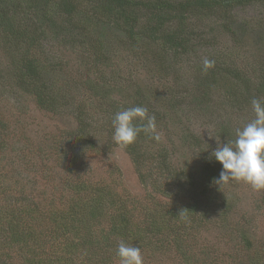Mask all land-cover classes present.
I'll list each match as a JSON object with an SVG mask.
<instances>
[{
    "label": "trees",
    "instance_id": "obj_1",
    "mask_svg": "<svg viewBox=\"0 0 264 264\" xmlns=\"http://www.w3.org/2000/svg\"><path fill=\"white\" fill-rule=\"evenodd\" d=\"M254 4L264 6V0H0V94L12 89L29 95L42 109L66 110L70 119L74 116L75 127L65 133L70 145L83 151L94 148L89 132L94 126L92 116L80 102L74 104L70 99L66 106L60 105L36 64L35 50L40 44L66 36L64 41L73 48L93 54L91 70L102 73L97 86L94 80L86 82H93L90 90L103 108L104 128L112 127L117 111L143 106L149 115H155L158 129L163 127L170 133L180 129V141L196 153L195 163L187 168L176 167L170 149L156 147L154 140L143 133L127 147L139 182L156 186L172 197L170 207L158 209L129 201L110 186L84 182L85 170H76L71 155L63 157L42 147L26 155L20 149L21 165L34 169L28 156H36L40 171L46 173V184L38 189L33 178L22 180L16 183V194L7 195L1 192L0 183V264H119L115 253L120 240L139 247L146 256L148 251L154 255L174 249L180 254L181 264H191L194 233L214 214L208 211L216 201L227 203L213 183L222 165L209 157L217 140L223 144L235 139L236 126L232 130L230 124L233 116L252 110L253 98L264 100V56L243 67L217 53L219 56L209 57L214 67L205 72L200 63V70L192 75L184 92L172 88L156 92L155 83L135 82L139 76L136 71H131L128 78L120 71L109 75L105 70L108 57L95 37H102L103 27L112 28L122 35L115 43L138 57L136 60L145 66L144 73L157 82L177 80L175 65L196 52L197 21H210L211 31L217 26L235 43L245 28L235 25L231 11ZM260 29L264 31V26ZM256 36L262 53L264 36ZM183 112L201 115L205 126L213 127L211 135L215 139L206 143L208 138L180 123L177 117ZM2 124L0 120L3 150L6 142L2 136L7 132ZM146 143H151V150ZM54 157L57 162L52 167L60 168L61 175H48L47 166ZM251 192L252 207L264 209V190L256 191L257 199ZM229 235L232 239L225 238L227 244L236 240L234 234ZM243 240L238 243L240 252L251 249V242ZM254 243L253 252L264 253V238ZM199 252L203 259L194 264H205L208 259L213 262L218 254L210 246L201 247Z\"/></svg>",
    "mask_w": 264,
    "mask_h": 264
},
{
    "label": "rangeland",
    "instance_id": "obj_2",
    "mask_svg": "<svg viewBox=\"0 0 264 264\" xmlns=\"http://www.w3.org/2000/svg\"><path fill=\"white\" fill-rule=\"evenodd\" d=\"M81 16L78 18L80 21H82ZM231 17L235 21V25L244 26L246 32L243 34V31L240 30V36H236L235 43H232L230 38L220 31L219 27L213 26L215 30L211 31L208 27L211 24L210 21H206L204 24H201L200 21L196 22L197 40L193 44L196 52L189 59L175 65L177 80L157 82L154 76L144 73L145 66L136 60L138 57L122 44L115 43L122 35L112 28L103 27L102 37H98V39L94 37L97 44L99 42L102 45L104 54L108 57L105 70L109 75L112 71H120L123 77L128 78L131 77V71H136L139 76L135 82H140L142 85L155 83V89H153L156 92H164L168 88H172L175 92H184L183 90L190 83L192 75L200 70V63L209 59L210 56L215 57L220 54L224 60L233 59L243 67L255 61L261 54L264 56V49L261 53L258 36H256V34L264 36V31L260 29L264 26V6L255 4L238 6L231 11ZM65 39L66 36H63L49 39L40 44V49L35 50L36 64L41 76H44V81L50 87V93L56 96L60 105L66 106V102H69L70 99L74 104L80 102L85 111L92 116L94 126H90L89 132L93 136L95 147L83 151L70 145L69 138L65 133L75 127L72 122L74 116L70 114V119L66 110L56 112L58 111L57 107L52 108L53 110L42 109L29 95L15 92L12 89L6 91L0 94V120L3 123L1 126H4L5 132H7V137L6 134L2 136L6 142V148L0 149V159L2 156L4 158L3 161L0 160V183L3 184L1 192L7 193V195L16 194L15 188L18 185L16 183H20L22 180L29 181L32 178L39 184L37 188L42 189L41 185L46 184L44 180L46 173L40 171L36 156H28V160L35 164L34 169L21 165L22 161H19L22 157L20 149L27 155L28 151H36L42 147L63 157L71 155L76 160V170L79 173L85 170L84 182L110 186L122 196L130 198L129 201H138L144 205L147 204V206L149 204L153 208L156 206L158 209L159 206L170 207L169 202L173 200L172 197L168 193L167 195L163 194V190L156 186L142 185L139 182L129 151L114 143L112 127L108 126L106 129L102 125L106 122L103 108L98 104L100 102L98 97L92 96L94 92L90 90V86L93 82H86L88 79L94 80V86H97L102 79V73L99 74L96 70H91L89 61L93 54L90 55L73 48L64 41ZM46 59H50L51 63L46 64ZM95 72L97 77H95ZM156 102L158 101L154 103ZM254 117L253 110H249L243 116L234 115L230 120L232 130L235 126L236 129L242 127ZM177 118L190 130L208 138L204 142H212L215 139L211 135L213 127L205 126L202 116L198 113L183 112ZM236 129H234V133ZM157 132L160 135V140H154L153 144L156 147L160 145L169 148L174 156L172 161L176 167L190 168L195 163L196 153L190 152L187 145L180 141V129L170 133L169 130L165 131L161 127L157 128ZM144 145H148V149L151 150L149 147L151 143ZM50 161L47 166L48 175H61L60 168L52 167L57 162L55 157L50 158ZM251 191L255 193L254 198L257 199L256 191L243 182L231 181L220 187V193L223 194L227 203L218 204L216 201L217 205L210 207L208 211V213L213 214L214 212V214L204 220L198 231L194 233L193 242L195 243H190L195 250L192 260L189 261L191 264H194L193 261L203 259L199 255L203 246L215 248L218 253L212 258L213 262L208 259L205 264H259L260 260H264V253L253 252L256 248L255 240L264 238V215H262L264 209H258L260 211L258 212L252 207ZM230 233L234 234L236 240L227 244L226 239H232ZM243 239L246 240V244L251 242H249L251 249L240 252L238 243H243ZM184 244L186 242L182 243V247ZM234 250H237L236 253ZM146 254L147 256L143 255V258L146 256L145 263L175 264L178 262L181 264L180 254L174 249L168 253L159 251L153 255L151 251H148Z\"/></svg>",
    "mask_w": 264,
    "mask_h": 264
},
{
    "label": "clouds",
    "instance_id": "obj_3",
    "mask_svg": "<svg viewBox=\"0 0 264 264\" xmlns=\"http://www.w3.org/2000/svg\"><path fill=\"white\" fill-rule=\"evenodd\" d=\"M214 61L205 59L203 70L214 67ZM254 119L235 130V139L221 144L212 151L209 159L222 165L219 177L213 183L219 188L231 181L243 182L255 191L264 190V100L251 101ZM112 139L121 148L136 142L141 133L159 141L156 117L149 115L146 107L134 106L117 111L111 121ZM116 257L119 264H144L142 251L124 240L117 245Z\"/></svg>",
    "mask_w": 264,
    "mask_h": 264
}]
</instances>
